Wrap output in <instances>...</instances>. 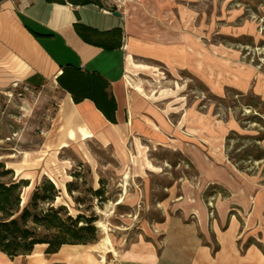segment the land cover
Returning <instances> with one entry per match:
<instances>
[{
	"label": "rangeland",
	"instance_id": "1",
	"mask_svg": "<svg viewBox=\"0 0 264 264\" xmlns=\"http://www.w3.org/2000/svg\"><path fill=\"white\" fill-rule=\"evenodd\" d=\"M100 3L121 5L133 21L143 15L146 47L158 56L134 60L161 90L172 130L132 136L120 153L93 138L60 148L50 140L59 84L0 85V162L14 179L30 181L23 207L51 179L62 190L57 202L76 215L67 184L77 183L80 210L99 217V241L75 245L64 264H188L196 246L218 248L212 223L224 230V213L241 222V247L264 251V0ZM79 164L82 177L74 180ZM91 188L103 196L92 198Z\"/></svg>",
	"mask_w": 264,
	"mask_h": 264
},
{
	"label": "crops",
	"instance_id": "2",
	"mask_svg": "<svg viewBox=\"0 0 264 264\" xmlns=\"http://www.w3.org/2000/svg\"><path fill=\"white\" fill-rule=\"evenodd\" d=\"M116 6L112 9L71 0H0L1 86L19 82L45 87L50 82L58 83L67 65L100 73L111 82L117 123L107 120L93 101L76 104L72 95L60 88L62 102L51 130L60 148L62 143L84 139L86 132L88 139L120 153L132 136L166 135V128L172 130L170 118L160 106L161 90L155 92V86L146 83L142 76L146 67L134 60L138 54L158 56L153 44L146 47L143 27L138 23L143 15L137 11L136 22L130 19L131 12ZM63 105L69 109L68 115L61 114ZM133 143L134 151H141V144ZM223 216L228 217L224 230L218 221L212 223L219 249L198 245L188 264H264V251L259 246L239 245L237 236L242 225L236 215ZM74 246L65 245L59 252L47 254V246L38 244L31 254L14 258L0 251V264H64L66 255L75 251Z\"/></svg>",
	"mask_w": 264,
	"mask_h": 264
},
{
	"label": "trees",
	"instance_id": "3",
	"mask_svg": "<svg viewBox=\"0 0 264 264\" xmlns=\"http://www.w3.org/2000/svg\"><path fill=\"white\" fill-rule=\"evenodd\" d=\"M73 3L98 4L100 0H71ZM60 88L68 91L76 104L89 99L112 123H117V101L110 91L111 82L97 72L82 70L73 65L63 67L58 76ZM74 180L82 177V165L71 173ZM30 185L28 179H14V170L0 162V251L10 258L26 256L38 244L47 246V254H54L65 245H88L99 241V217L90 209L80 210L85 199L75 197L77 183L67 184V191L78 205L79 213L73 214L65 204L57 201L62 190L51 179L38 184L30 202L23 207L22 193ZM91 197H101V189H89ZM90 197V198H91ZM91 204L93 200L88 199ZM105 197L100 198L101 203ZM219 249V246L216 250Z\"/></svg>",
	"mask_w": 264,
	"mask_h": 264
},
{
	"label": "bare ground",
	"instance_id": "4",
	"mask_svg": "<svg viewBox=\"0 0 264 264\" xmlns=\"http://www.w3.org/2000/svg\"><path fill=\"white\" fill-rule=\"evenodd\" d=\"M14 87H16V83H14V85H13ZM69 111V109L65 106V105H63L62 106V108H61V110H60V112H61V114L62 115H64V114H66V115H68V113L70 112H68ZM70 137H74L72 134H70L69 135ZM56 137V136H55ZM90 136L85 132L84 134H83V138L84 139H88ZM54 139V136L53 135H51V137H50V140H53ZM65 146H67V144L66 143H62V146H61V148H63V147H65ZM49 145L47 146V149L46 150H48L49 149ZM121 201H119V203H120Z\"/></svg>",
	"mask_w": 264,
	"mask_h": 264
},
{
	"label": "water",
	"instance_id": "5",
	"mask_svg": "<svg viewBox=\"0 0 264 264\" xmlns=\"http://www.w3.org/2000/svg\"><path fill=\"white\" fill-rule=\"evenodd\" d=\"M115 14H116V15H119V13H118V12H115Z\"/></svg>",
	"mask_w": 264,
	"mask_h": 264
}]
</instances>
